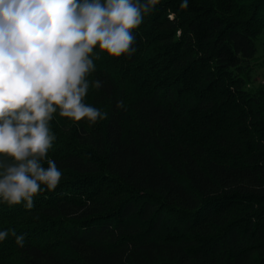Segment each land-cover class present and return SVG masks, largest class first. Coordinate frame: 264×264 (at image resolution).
I'll use <instances>...</instances> for the list:
<instances>
[{"label": "trees", "instance_id": "trees-1", "mask_svg": "<svg viewBox=\"0 0 264 264\" xmlns=\"http://www.w3.org/2000/svg\"><path fill=\"white\" fill-rule=\"evenodd\" d=\"M182 2L144 15L131 58L94 49L84 102L107 118L54 114L61 181L32 209L0 199L25 236L0 264H264V0Z\"/></svg>", "mask_w": 264, "mask_h": 264}, {"label": "clouds", "instance_id": "clouds-1", "mask_svg": "<svg viewBox=\"0 0 264 264\" xmlns=\"http://www.w3.org/2000/svg\"><path fill=\"white\" fill-rule=\"evenodd\" d=\"M159 0H0V199L25 202L44 185L53 190L62 172L47 154L56 136L54 114L95 124L107 113L84 102L96 70L97 47L109 56L137 51L136 29ZM188 0L181 7L186 8ZM99 89L103 81L91 82ZM118 108L125 107L123 100ZM47 167H44V163ZM11 235L24 247V234Z\"/></svg>", "mask_w": 264, "mask_h": 264}, {"label": "rangeland", "instance_id": "rangeland-1", "mask_svg": "<svg viewBox=\"0 0 264 264\" xmlns=\"http://www.w3.org/2000/svg\"><path fill=\"white\" fill-rule=\"evenodd\" d=\"M258 53L253 60L254 64V78L253 84L257 85L264 82V37L260 40L258 44Z\"/></svg>", "mask_w": 264, "mask_h": 264}]
</instances>
